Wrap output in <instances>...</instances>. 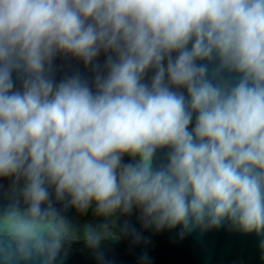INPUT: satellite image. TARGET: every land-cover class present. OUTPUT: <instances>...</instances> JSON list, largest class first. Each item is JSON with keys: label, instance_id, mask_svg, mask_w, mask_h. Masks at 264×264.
Listing matches in <instances>:
<instances>
[{"label": "clouds", "instance_id": "1", "mask_svg": "<svg viewBox=\"0 0 264 264\" xmlns=\"http://www.w3.org/2000/svg\"><path fill=\"white\" fill-rule=\"evenodd\" d=\"M58 55L91 80L57 81ZM9 178L0 264H55L80 238L95 251L134 209L181 235L226 220L264 233V0H0ZM57 204L105 222L81 237Z\"/></svg>", "mask_w": 264, "mask_h": 264}, {"label": "water", "instance_id": "2", "mask_svg": "<svg viewBox=\"0 0 264 264\" xmlns=\"http://www.w3.org/2000/svg\"><path fill=\"white\" fill-rule=\"evenodd\" d=\"M104 60L105 56L101 54L98 62L103 64ZM54 71L57 81L77 72L89 80L93 76L91 66L86 68L81 61L71 56L58 55L54 61ZM151 75L149 72L146 82ZM166 152L167 149L159 150L154 163L158 165L162 162ZM123 160L128 163L131 158L125 156ZM11 183V178L0 179V204L6 203ZM56 207L80 229L81 237L85 225L105 222L104 218L95 216V205L83 214L71 207L64 209L61 204ZM111 221H115L113 231L117 239L103 240L95 251L89 249L82 238L68 241L55 264H101L98 253L103 256L102 264H264V248L261 247L264 233H244L227 220L217 228H196L183 235L181 226L161 230L145 228L136 209L127 216L117 213L109 219V223ZM125 222L130 229L135 230L134 234L121 232ZM145 256L147 259L143 260Z\"/></svg>", "mask_w": 264, "mask_h": 264}]
</instances>
